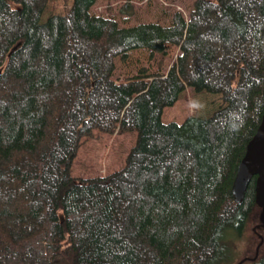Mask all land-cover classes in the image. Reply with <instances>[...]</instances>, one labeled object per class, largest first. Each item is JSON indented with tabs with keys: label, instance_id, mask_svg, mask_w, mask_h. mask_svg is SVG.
Wrapping results in <instances>:
<instances>
[{
	"label": "trees",
	"instance_id": "1",
	"mask_svg": "<svg viewBox=\"0 0 264 264\" xmlns=\"http://www.w3.org/2000/svg\"><path fill=\"white\" fill-rule=\"evenodd\" d=\"M98 1L44 22L49 0H0V264H235L261 211L256 178L241 204L233 186L264 116V0H196L189 20L127 28L92 14ZM169 46L167 75L112 80L118 57ZM187 88L224 105L164 123ZM94 130L137 142L122 170L74 178Z\"/></svg>",
	"mask_w": 264,
	"mask_h": 264
},
{
	"label": "rangeland",
	"instance_id": "2",
	"mask_svg": "<svg viewBox=\"0 0 264 264\" xmlns=\"http://www.w3.org/2000/svg\"><path fill=\"white\" fill-rule=\"evenodd\" d=\"M196 0H99L91 13L115 20L120 27L127 28L140 24L158 23L170 26L175 13H181L186 20L190 19V10ZM73 0H49L42 16L45 22L52 16L63 15L71 8ZM181 51L179 47L169 46L167 55L151 56L148 50H135L128 53L125 59L115 60L116 70L112 80L123 83L142 74L167 75L177 62ZM222 95L206 92L196 93L187 88L174 107L165 109L163 121L168 124H183L189 117H210L223 106ZM136 131L124 134H107L94 130L92 137H84L76 158L73 160L71 175L74 178L89 180L106 177L122 170L126 160L137 142ZM261 213V211H260ZM258 222L249 224L240 241L236 242L235 264H249L257 256V249L264 241L263 229H257ZM254 229H257L254 231ZM264 247H260L259 253ZM255 255V257H254ZM259 255V254H258ZM254 257V258H253ZM247 260V261H245Z\"/></svg>",
	"mask_w": 264,
	"mask_h": 264
},
{
	"label": "water",
	"instance_id": "3",
	"mask_svg": "<svg viewBox=\"0 0 264 264\" xmlns=\"http://www.w3.org/2000/svg\"><path fill=\"white\" fill-rule=\"evenodd\" d=\"M254 178H256L255 202L261 209L260 224L257 229H264V116L256 134L248 143L246 154L238 167L233 186V195L237 204H241L245 200L246 193ZM262 245L263 239L261 237L256 258Z\"/></svg>",
	"mask_w": 264,
	"mask_h": 264
}]
</instances>
